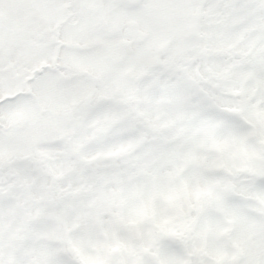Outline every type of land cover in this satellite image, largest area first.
<instances>
[{"label": "snow or ice", "instance_id": "snow-or-ice-1", "mask_svg": "<svg viewBox=\"0 0 264 264\" xmlns=\"http://www.w3.org/2000/svg\"><path fill=\"white\" fill-rule=\"evenodd\" d=\"M0 264H264V0H0Z\"/></svg>", "mask_w": 264, "mask_h": 264}]
</instances>
